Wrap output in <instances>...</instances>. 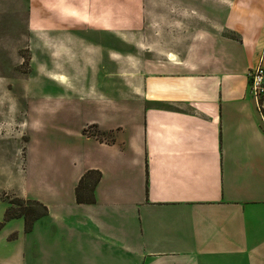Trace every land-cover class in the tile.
<instances>
[{
    "label": "crops",
    "instance_id": "0c3cea01",
    "mask_svg": "<svg viewBox=\"0 0 264 264\" xmlns=\"http://www.w3.org/2000/svg\"><path fill=\"white\" fill-rule=\"evenodd\" d=\"M196 4L190 36L169 26L160 40L148 26L131 52L87 67L70 90L87 102L84 151L51 155L27 122L22 171L36 180L21 195L48 211L27 233L22 218L5 222L0 264H264V101L259 111L248 88L264 66V0ZM89 169L101 173L95 201L77 203Z\"/></svg>",
    "mask_w": 264,
    "mask_h": 264
},
{
    "label": "rangeland",
    "instance_id": "374dc122",
    "mask_svg": "<svg viewBox=\"0 0 264 264\" xmlns=\"http://www.w3.org/2000/svg\"><path fill=\"white\" fill-rule=\"evenodd\" d=\"M198 1L0 0V214L11 196L27 198L21 194L35 186L34 167L26 175L22 171L27 122L41 132L42 146L51 155L58 148L84 151L77 134L88 133L87 102L70 90L83 89L87 67H100L104 50L131 52L135 37L153 35L148 26L155 27L160 40L169 26L186 28L190 36ZM53 104L61 107L56 121ZM91 131L110 138L97 128ZM52 157V163L69 166L67 155Z\"/></svg>",
    "mask_w": 264,
    "mask_h": 264
},
{
    "label": "trees",
    "instance_id": "16d2710c",
    "mask_svg": "<svg viewBox=\"0 0 264 264\" xmlns=\"http://www.w3.org/2000/svg\"><path fill=\"white\" fill-rule=\"evenodd\" d=\"M100 134L104 135L106 133L100 131ZM100 176L101 173L94 169L85 170L81 174L74 187L75 201L77 203H92L95 201L93 191ZM47 211V206L36 199L23 198L17 195L11 196L0 219V229L6 221L20 217L23 220V231L27 233L33 228L35 220L46 215ZM15 235L16 233L13 232L9 237L12 238Z\"/></svg>",
    "mask_w": 264,
    "mask_h": 264
},
{
    "label": "built area",
    "instance_id": "2783aa9c",
    "mask_svg": "<svg viewBox=\"0 0 264 264\" xmlns=\"http://www.w3.org/2000/svg\"><path fill=\"white\" fill-rule=\"evenodd\" d=\"M248 88L249 92L257 103L260 111L261 102L264 101V66L258 62L248 72Z\"/></svg>",
    "mask_w": 264,
    "mask_h": 264
},
{
    "label": "bare ground",
    "instance_id": "6f19581e",
    "mask_svg": "<svg viewBox=\"0 0 264 264\" xmlns=\"http://www.w3.org/2000/svg\"><path fill=\"white\" fill-rule=\"evenodd\" d=\"M174 58V57H173ZM175 59V58H174Z\"/></svg>",
    "mask_w": 264,
    "mask_h": 264
}]
</instances>
